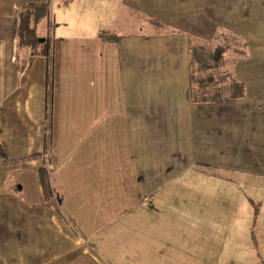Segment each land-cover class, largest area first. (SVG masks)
<instances>
[{
  "label": "crops",
  "instance_id": "0c3cea01",
  "mask_svg": "<svg viewBox=\"0 0 264 264\" xmlns=\"http://www.w3.org/2000/svg\"><path fill=\"white\" fill-rule=\"evenodd\" d=\"M27 3L53 52L21 70ZM213 44L239 99H191ZM0 143V264H264V0H0Z\"/></svg>",
  "mask_w": 264,
  "mask_h": 264
},
{
  "label": "trees",
  "instance_id": "16d2710c",
  "mask_svg": "<svg viewBox=\"0 0 264 264\" xmlns=\"http://www.w3.org/2000/svg\"><path fill=\"white\" fill-rule=\"evenodd\" d=\"M69 3L72 0H62ZM50 7L33 3L24 4L19 11L17 25V45L19 49H26L28 56L22 58L17 55L19 69L24 70L38 55L52 56L53 44L50 38L52 23L49 22L48 33L39 35L38 24L48 20ZM153 21L159 23L157 19ZM51 24V25H50ZM103 39H111L105 31L99 33ZM220 45H199L191 47V73H190V96L193 101L202 102H225L241 98L245 94L246 87L231 71L226 69V58ZM51 91L49 90V96ZM51 104V102H50ZM50 109V105H49ZM50 114V113H49ZM50 134L47 136L49 144ZM47 144V145H48ZM48 147V146H47ZM0 153L7 161L5 152L0 143ZM41 180L45 198L51 199L53 190L46 168H41Z\"/></svg>",
  "mask_w": 264,
  "mask_h": 264
},
{
  "label": "rangeland",
  "instance_id": "374dc122",
  "mask_svg": "<svg viewBox=\"0 0 264 264\" xmlns=\"http://www.w3.org/2000/svg\"><path fill=\"white\" fill-rule=\"evenodd\" d=\"M206 171H209V170H206ZM188 173H194V170H190V171H188ZM222 174H224V175H227L226 174V171H221V170H219V176L220 175H222ZM228 175H229V173H228ZM227 175V176H228ZM210 175L209 174H207V173H202V175H201V177H203V178H206V177H209ZM190 177H192V175H190ZM233 178H236L235 176H233ZM237 180H241V179H237ZM242 181V180H241ZM240 182V181H239ZM238 185V186H237ZM237 185H235V190L236 189H242V186H240V183H237ZM247 189H249V190H252V189H254L253 187H247ZM251 214L253 215V216H256V214L258 213V211H259V207L257 206V204H252L251 203ZM252 221H250V223H251ZM250 230L251 231H254L255 230V226H254V223H251V226H250ZM255 234V233H254ZM254 234H250V235H247L248 236V238H245L244 240H243V245H245V244H247V245H250V248L252 249V248H255L254 250L256 251V249H257V245H256V243L258 242V247H259V250L262 252L263 251V249H264V234H259V235H254ZM249 242H250V244H249ZM255 245V246H254ZM253 250V251H254Z\"/></svg>",
  "mask_w": 264,
  "mask_h": 264
},
{
  "label": "built area",
  "instance_id": "2783aa9c",
  "mask_svg": "<svg viewBox=\"0 0 264 264\" xmlns=\"http://www.w3.org/2000/svg\"><path fill=\"white\" fill-rule=\"evenodd\" d=\"M52 33L50 32V38L52 37V35H51ZM48 153V152H47Z\"/></svg>",
  "mask_w": 264,
  "mask_h": 264
}]
</instances>
